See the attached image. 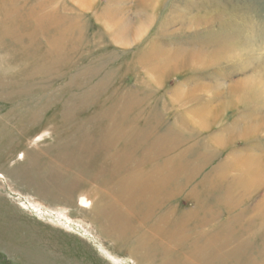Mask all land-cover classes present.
<instances>
[{"label": "rangeland", "instance_id": "obj_1", "mask_svg": "<svg viewBox=\"0 0 264 264\" xmlns=\"http://www.w3.org/2000/svg\"><path fill=\"white\" fill-rule=\"evenodd\" d=\"M3 14L12 22L0 32V140L5 129L11 144L0 152V264H146L129 230L112 231L118 207L94 183L60 181L69 197L47 174L59 169L54 149L106 125L94 117L114 100L133 104L132 126L150 125L144 144L170 148L144 153L184 181L164 208L187 215L201 198L198 215L215 212L177 236L239 219L233 241L250 253L263 244L264 179L253 188L220 165L257 156L264 169V0H0V26ZM37 17L47 30L31 34ZM203 108L199 129L189 116Z\"/></svg>", "mask_w": 264, "mask_h": 264}, {"label": "bare ground", "instance_id": "obj_2", "mask_svg": "<svg viewBox=\"0 0 264 264\" xmlns=\"http://www.w3.org/2000/svg\"><path fill=\"white\" fill-rule=\"evenodd\" d=\"M3 17L0 26L2 34L5 33L2 30L3 26L6 27L12 22V20L7 21L10 16L3 14ZM36 20V25H31L29 32L31 34L47 30L43 18L37 17ZM29 22L32 23L31 20ZM54 28L55 26H53ZM112 30H116V28ZM115 32L117 33V30ZM117 34H115L116 39H118ZM191 61H195L194 56ZM132 105L126 100H114L106 112L94 117L96 120L93 119L98 121L104 117L108 120L106 125L101 122H98L97 125L95 123L93 132L79 133L74 144L69 142L60 150L54 149L52 161L59 165L60 170L54 171L50 166L49 172H47L48 177L54 176L50 180L53 190L57 191L58 188H61L64 195L70 197V193L66 190L68 186H60V181L69 180L67 185L94 183L95 191H101L103 197L108 198L109 205L118 207L111 210L112 213L108 215L112 217L109 222V225L113 227L112 231L117 233L116 229H119L122 233L129 230V235L135 237V248H145L149 252H144L147 256L146 264H264V241L259 248L255 249L254 253L253 251L249 252V243L245 245L246 243L242 244L238 240L233 241V235L243 230L242 224H240L242 222L239 219L230 223L226 222L223 227L217 230L213 228L196 231L190 237L192 240L177 236L185 226L196 228L201 224L213 222L216 219L215 212L211 213L210 211L208 215L199 216L204 205L199 197H197L199 200L196 205L199 211L195 208L187 215H177L169 207L164 208L167 202L177 196L184 181H176L177 169L175 166L169 163H157L153 157L144 155L147 150L154 152L155 155H165L170 148L152 150L149 147L152 145L151 143H149L150 145L144 144L143 138L148 133L150 134L151 128L148 124L139 127L132 126L131 119H126L129 117V109L134 108ZM115 106L119 108L118 111H115ZM207 115V109L203 108L198 112H192L189 117L193 124L199 126L200 129L205 127ZM130 127L132 128L130 129ZM8 133L3 129V137L7 139L0 140V152L5 146L8 147L11 144ZM123 139H125L124 142ZM217 142L221 141L217 140ZM137 156L141 157V162L133 167L130 163ZM0 161L2 160L0 159ZM144 162H151L150 167L140 168ZM182 166L185 167V164L183 163ZM231 166L234 167L232 169L238 170L239 179L252 185L253 188L264 179V169L258 165L257 156L228 159L227 162L220 165L225 168L222 170V175ZM137 172L139 175H135ZM193 173L194 170L189 172L188 177ZM56 178L58 181L55 180ZM208 178L209 176L204 179L205 182ZM43 183L48 184L47 182ZM191 192H189L190 196H192ZM152 216H155L153 225L148 230H142L145 229ZM62 217L64 218V216ZM106 232L109 233L108 230ZM108 235L111 236L110 233ZM120 237L118 236L117 239ZM185 239L190 243L183 244ZM232 242L236 244L232 245ZM245 249L246 251H244ZM167 255H171L168 261H153L161 260Z\"/></svg>", "mask_w": 264, "mask_h": 264}]
</instances>
